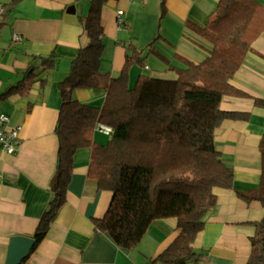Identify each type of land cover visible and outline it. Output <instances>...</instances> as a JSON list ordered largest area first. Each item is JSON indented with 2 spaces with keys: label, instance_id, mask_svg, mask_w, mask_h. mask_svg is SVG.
Returning <instances> with one entry per match:
<instances>
[{
  "label": "crops",
  "instance_id": "obj_1",
  "mask_svg": "<svg viewBox=\"0 0 264 264\" xmlns=\"http://www.w3.org/2000/svg\"><path fill=\"white\" fill-rule=\"evenodd\" d=\"M107 0L101 10L104 45L100 83L76 88L73 97L101 106L105 97L103 76H116L131 48L146 56L143 66L129 69V86L139 76L168 69L177 63L174 54L200 61L209 43L187 24L203 25L218 0ZM264 4V0H258ZM0 94L16 85L26 69L34 66L36 77L27 93L0 98V113L9 126H19L20 145L15 154L0 155V264H6L11 240L29 236L50 198V181L57 162L55 125L60 106L57 82L69 71L70 61L86 43L80 18L89 0H0ZM123 10L124 22L116 12ZM17 34L19 39H13ZM150 47L152 50H150ZM56 54V68L43 71L37 55ZM158 53V54H157ZM40 78H45L43 87ZM250 96L224 95L220 108L246 111V119H225L214 131V144L222 160L232 168L235 190H256L260 182L258 143L264 131V107L253 96L264 97V29L253 40L242 64L230 79ZM92 138L106 144L110 134L94 130ZM90 148L76 150L66 200L50 222L48 231L23 264H159L152 258L176 236L174 217L150 222L136 246H118L107 233L95 229L92 218L101 217L111 193L96 188L88 177ZM234 189L216 188V203L208 209L205 223L193 246L202 253L194 264H246L250 255L254 223L264 215L258 199L248 201ZM193 264V263H190Z\"/></svg>",
  "mask_w": 264,
  "mask_h": 264
},
{
  "label": "trees",
  "instance_id": "obj_2",
  "mask_svg": "<svg viewBox=\"0 0 264 264\" xmlns=\"http://www.w3.org/2000/svg\"><path fill=\"white\" fill-rule=\"evenodd\" d=\"M17 1L11 0V4ZM106 1L89 0L88 11L80 18L86 43L71 59L68 74L57 82L60 106L55 125L57 162L50 181L52 196L30 235L33 243L29 254L42 241L66 200L76 150L89 147L88 177L96 188L111 193L105 213L92 218L95 229L107 233L118 246L132 248L152 220L174 217L176 236L151 261L194 264L202 253L193 243L204 226L206 212L216 203L215 189L235 190L232 168L215 147L214 131L225 119L249 116L246 111L223 110L219 105L224 95L250 96L233 86L230 79L264 29V4L258 0H218L203 25L188 23L209 45L198 62L175 53L177 63L167 61L173 78L139 76L130 87V67L143 66L146 58L142 50L132 47L119 73L103 76L105 97L101 106H95L75 99L73 91L100 83L104 49L101 10ZM164 13L162 0L161 15ZM56 57L52 52L34 58L43 71L49 72L56 68ZM34 70L33 65L26 69L23 78L0 98L27 93L36 77ZM39 81L43 87L45 78ZM252 98L256 106L264 107V97ZM97 123L112 129L106 144L92 138ZM258 150V188L235 192L247 201L258 199L264 205V131ZM246 264H264V215L254 223Z\"/></svg>",
  "mask_w": 264,
  "mask_h": 264
},
{
  "label": "built area",
  "instance_id": "obj_3",
  "mask_svg": "<svg viewBox=\"0 0 264 264\" xmlns=\"http://www.w3.org/2000/svg\"><path fill=\"white\" fill-rule=\"evenodd\" d=\"M132 2V0H129ZM4 13V5L0 2V19ZM123 10L118 9L116 12V20L118 24L124 22L122 17ZM13 39H19L17 34H13ZM95 130L110 134L112 129L101 123H97ZM20 145L19 126H9V117L4 113H0V155L15 154Z\"/></svg>",
  "mask_w": 264,
  "mask_h": 264
},
{
  "label": "water",
  "instance_id": "obj_4",
  "mask_svg": "<svg viewBox=\"0 0 264 264\" xmlns=\"http://www.w3.org/2000/svg\"><path fill=\"white\" fill-rule=\"evenodd\" d=\"M33 239L26 235H16L11 240L6 264H19L28 256Z\"/></svg>",
  "mask_w": 264,
  "mask_h": 264
},
{
  "label": "rangeland",
  "instance_id": "obj_5",
  "mask_svg": "<svg viewBox=\"0 0 264 264\" xmlns=\"http://www.w3.org/2000/svg\"><path fill=\"white\" fill-rule=\"evenodd\" d=\"M153 76H160V77H167V78H173L175 76V74L168 69H164V71L160 72V73H153Z\"/></svg>",
  "mask_w": 264,
  "mask_h": 264
}]
</instances>
